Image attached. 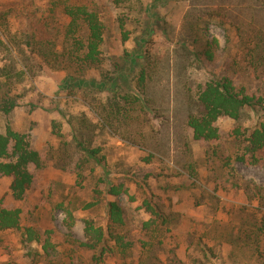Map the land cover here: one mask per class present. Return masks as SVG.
<instances>
[{
	"label": "rangeland",
	"instance_id": "374dc122",
	"mask_svg": "<svg viewBox=\"0 0 264 264\" xmlns=\"http://www.w3.org/2000/svg\"><path fill=\"white\" fill-rule=\"evenodd\" d=\"M77 2L95 11L105 26L102 65L80 73L43 60L24 43L30 13L39 27L47 0H0V68L11 63L16 74L22 72L9 93L18 96L17 106L0 115V132L9 120L46 156L34 169L36 183L19 200L9 194V179L0 176V200L21 212L16 230L0 231V264H183L201 257L198 241L211 249L213 264H264V258L242 254L224 240L239 226V209L264 213L255 195L256 188L264 192V151L259 164L240 163L236 156L243 145L229 135L235 126L256 124L259 111L247 110L239 121L218 118L219 138L210 144L193 141L185 124L186 115L196 111L197 84L212 75L228 74L237 88L264 94V77L253 76L248 56L249 48L264 37L260 3ZM210 37L218 39L221 53L214 69L187 54L202 50ZM60 45L57 41L54 51ZM143 52L153 58L147 62ZM5 91L0 77V96ZM95 148L103 165L86 156L85 149ZM111 185H122L126 193L106 194ZM143 200L169 216L168 231L156 236L142 230L149 218L139 209ZM107 202L124 211L119 233L129 247L121 254L108 241L114 252L97 263L78 243L84 240V220L108 229ZM67 210L74 219L71 228ZM28 228L38 241H26ZM46 242L50 246L45 251Z\"/></svg>",
	"mask_w": 264,
	"mask_h": 264
},
{
	"label": "trees",
	"instance_id": "16d2710c",
	"mask_svg": "<svg viewBox=\"0 0 264 264\" xmlns=\"http://www.w3.org/2000/svg\"><path fill=\"white\" fill-rule=\"evenodd\" d=\"M118 1V0H117ZM260 3L264 11V0H256ZM26 4H23L25 6ZM23 8H21L22 10ZM44 15L39 16L41 24L38 27L34 13H30L28 21L30 31L26 34V45L29 51H37L43 60L53 59L62 64L64 69H74L80 73L86 69H98L104 60L101 46L104 42L105 26L98 14L93 10L78 3L77 0H47V5L43 7ZM16 15V12H15ZM63 19V21L60 20ZM64 21L66 23L64 24ZM41 32H39V29ZM53 31V32H52ZM53 41L52 47L50 46ZM195 40V39H194ZM57 41L61 45L59 51H54L53 46ZM195 40L193 43H196ZM219 51V41L215 37L206 40L202 50H192L187 52L196 59L203 60L210 68H216L217 59L221 53ZM248 56L253 69V76L256 79L264 77V37L259 38L253 46L249 48ZM34 53V52H33ZM36 53V52H35ZM144 58L149 62L153 57L149 52H143ZM145 68L140 72L139 81L142 83L145 78ZM22 72L15 73L12 64L0 68V77L5 78L6 91L0 96V115L5 116L13 111L17 106L18 96H10L13 90L10 88L20 80ZM15 78V79H14ZM196 111L186 115L185 124L191 130L193 141L198 144H210L218 140L219 133L215 122L220 117H228L234 121H239L245 111H259L260 118L251 127L235 126L230 132V136L242 143V153L236 156V160L247 165L260 163L259 155L264 151V94L247 91L245 88H237L230 75L222 74L211 76L208 80L196 86ZM0 132V176L9 179L8 191L13 199L19 200L36 183L34 169H38L46 156L43 152L34 150L26 133L17 131L9 120L5 119ZM86 156L95 160L96 164L103 165L104 159L99 158L98 148L85 149ZM247 188V187H246ZM257 200L264 204L263 190L256 188ZM126 193L122 185H111L106 189V194L118 197ZM100 195L101 192L95 191ZM90 203L87 207L92 206ZM105 212L108 216V226L105 231L101 226H96L91 220H84L83 236L84 240L78 246L92 252V260L99 263L105 253H112L115 245L121 254H124L129 245L124 243V235L119 233V227L124 222V211L116 202H107ZM139 209L149 215L148 220L142 223V230L160 236L168 231L172 225L169 216L152 201L143 200ZM239 226L232 232L225 234V243L237 249L242 254L249 253L256 255L260 259L264 258V213L259 215L249 212L248 209H239ZM20 210L7 208L0 200V231L16 230L20 221ZM66 216L70 220L67 224L69 228L73 226L74 219L70 211H66ZM26 241H38L37 234L30 228L25 230ZM48 242L43 245L46 251ZM200 258H190L183 264H213L210 262L208 254L211 249L205 250L200 246L198 249ZM177 262V261H176ZM179 263V262H178ZM181 264V263H179Z\"/></svg>",
	"mask_w": 264,
	"mask_h": 264
}]
</instances>
